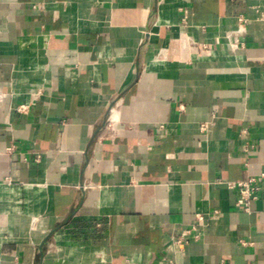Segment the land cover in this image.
<instances>
[{"label": "crops", "instance_id": "obj_1", "mask_svg": "<svg viewBox=\"0 0 264 264\" xmlns=\"http://www.w3.org/2000/svg\"><path fill=\"white\" fill-rule=\"evenodd\" d=\"M0 91V264H264V0H0Z\"/></svg>", "mask_w": 264, "mask_h": 264}, {"label": "built area", "instance_id": "obj_2", "mask_svg": "<svg viewBox=\"0 0 264 264\" xmlns=\"http://www.w3.org/2000/svg\"><path fill=\"white\" fill-rule=\"evenodd\" d=\"M242 19V18H241ZM243 27H239L237 34H241L243 32ZM235 34H228L227 38L229 42L231 43L233 48H237L239 38L238 35ZM40 92H37L35 95H39ZM5 96V93H2L0 91V100ZM20 111H24L27 109V105H21L18 107ZM11 151V148L8 149ZM261 176H264V173H261ZM228 186L231 188H236L239 191V198L238 203L239 205L246 211L251 210V203L254 199L258 196V191L260 189L259 181L256 177H249L244 180L240 181H229ZM199 221H202L203 217L199 216ZM198 231V225L195 224L191 228L185 229L175 240V243L180 244L182 242H187L191 236L197 238L199 236ZM246 243V242H245ZM160 264H163V261L160 262Z\"/></svg>", "mask_w": 264, "mask_h": 264}]
</instances>
